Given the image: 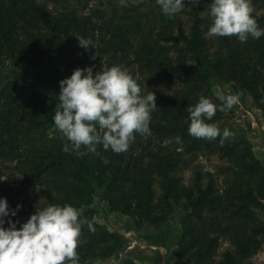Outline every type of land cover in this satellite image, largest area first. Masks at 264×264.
Instances as JSON below:
<instances>
[{
    "label": "trees",
    "instance_id": "trees-1",
    "mask_svg": "<svg viewBox=\"0 0 264 264\" xmlns=\"http://www.w3.org/2000/svg\"><path fill=\"white\" fill-rule=\"evenodd\" d=\"M106 1L0 0V61L34 69L29 83L0 89V169L21 168L53 210L29 213L11 194L18 189L0 184L13 196L6 206L0 198V259L86 264L111 256L120 238L76 219L98 191L111 211L153 229L179 205L180 264H244L264 240V167L246 140L202 127L220 104L211 78L248 93L264 118V0H248L251 31L220 34L212 55L201 17L212 0H147L145 8ZM204 154L234 168L222 192L212 180L203 187L196 178L191 189L175 177ZM37 230L53 246L33 251ZM221 241L233 250L217 260Z\"/></svg>",
    "mask_w": 264,
    "mask_h": 264
},
{
    "label": "rangeland",
    "instance_id": "rangeland-1",
    "mask_svg": "<svg viewBox=\"0 0 264 264\" xmlns=\"http://www.w3.org/2000/svg\"><path fill=\"white\" fill-rule=\"evenodd\" d=\"M135 1L141 8H145L147 0ZM98 2L99 0H89V6H95ZM103 2L104 6L99 7L105 8L107 1L103 0ZM252 10L248 0H212L207 3L201 17L204 20L202 27L204 36L208 40L210 55L216 51L218 36L225 31L229 32L230 36L234 29L242 32L251 31L246 18ZM174 51L172 52L175 54ZM33 72L34 69L17 68L0 61V89L7 81L29 83ZM209 83L211 94L220 104L218 111L215 112L217 117L215 122L202 127V130L207 135H224L246 140L264 167V118L253 99L248 93L234 88L232 83L216 78H211ZM262 100L264 101V97ZM7 167L0 169V184L18 189L15 191L18 193H10L16 195L17 201L24 203L25 211L29 213L42 211L44 214L53 211L52 207L48 206L50 203L47 199L41 196L43 186L40 183L23 182L21 168L15 167L13 163L7 164ZM233 172L234 168L229 162L219 159L216 154H204L190 159L185 167L176 172L175 177L179 185L191 189L196 178H200V184L203 187L212 180L214 188L222 192L233 179ZM153 189L154 198L157 199L161 189L157 183L153 185ZM0 193L1 204L6 206L8 197L11 199L13 196H8L10 193L7 191ZM183 214V209L179 205H174L166 223L161 228L153 229L135 224L127 215L111 211L97 191L84 205L76 219L78 222L92 223L101 230L116 234L121 240L122 247L107 258H94L86 264H124L127 261L144 264H180L176 260L178 251L176 243ZM258 214L264 219V212ZM34 237L31 242L36 243L33 251L39 250L43 244L53 246L56 240L49 235L45 236L44 231L40 230L35 231ZM95 241L97 242L96 252H99L103 248L102 240L95 237ZM232 250L233 247L227 241H221L216 250L215 259L220 260L224 252ZM13 261V259H0V264ZM244 264H264V240L260 250L248 258Z\"/></svg>",
    "mask_w": 264,
    "mask_h": 264
}]
</instances>
